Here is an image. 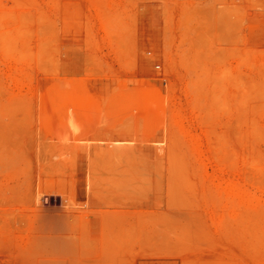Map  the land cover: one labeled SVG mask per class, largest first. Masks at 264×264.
I'll return each instance as SVG.
<instances>
[{
	"label": "rangeland",
	"instance_id": "374dc122",
	"mask_svg": "<svg viewBox=\"0 0 264 264\" xmlns=\"http://www.w3.org/2000/svg\"><path fill=\"white\" fill-rule=\"evenodd\" d=\"M0 264H264V0H0Z\"/></svg>",
	"mask_w": 264,
	"mask_h": 264
},
{
	"label": "built area",
	"instance_id": "2783aa9c",
	"mask_svg": "<svg viewBox=\"0 0 264 264\" xmlns=\"http://www.w3.org/2000/svg\"><path fill=\"white\" fill-rule=\"evenodd\" d=\"M156 67H158V65H156Z\"/></svg>",
	"mask_w": 264,
	"mask_h": 264
}]
</instances>
